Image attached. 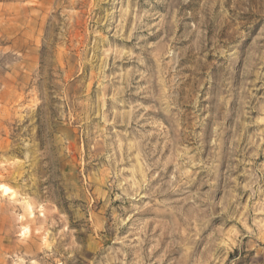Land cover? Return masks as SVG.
Masks as SVG:
<instances>
[{
    "label": "rangeland",
    "instance_id": "374dc122",
    "mask_svg": "<svg viewBox=\"0 0 264 264\" xmlns=\"http://www.w3.org/2000/svg\"><path fill=\"white\" fill-rule=\"evenodd\" d=\"M0 264H264V0H0Z\"/></svg>",
    "mask_w": 264,
    "mask_h": 264
},
{
    "label": "bare ground",
    "instance_id": "6f19581e",
    "mask_svg": "<svg viewBox=\"0 0 264 264\" xmlns=\"http://www.w3.org/2000/svg\"><path fill=\"white\" fill-rule=\"evenodd\" d=\"M0 191L2 192L3 196L11 192V190L7 186H4V185H0Z\"/></svg>",
    "mask_w": 264,
    "mask_h": 264
}]
</instances>
